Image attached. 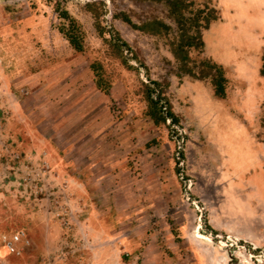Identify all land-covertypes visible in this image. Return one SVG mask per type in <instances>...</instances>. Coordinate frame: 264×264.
<instances>
[{
    "label": "rangeland",
    "instance_id": "obj_1",
    "mask_svg": "<svg viewBox=\"0 0 264 264\" xmlns=\"http://www.w3.org/2000/svg\"><path fill=\"white\" fill-rule=\"evenodd\" d=\"M188 1L216 12L189 56L222 67L223 99L209 81L178 74L163 2L0 0V264H264V0ZM93 4L149 79L168 85L185 135V190L168 129L142 118L145 70L126 71L109 50L101 60L113 87L93 83L89 60L107 50ZM63 10L83 34L82 55L59 32ZM122 15L172 33L143 34ZM123 97L121 118L113 109ZM21 232L29 245L9 253L4 239Z\"/></svg>",
    "mask_w": 264,
    "mask_h": 264
},
{
    "label": "trees",
    "instance_id": "obj_2",
    "mask_svg": "<svg viewBox=\"0 0 264 264\" xmlns=\"http://www.w3.org/2000/svg\"><path fill=\"white\" fill-rule=\"evenodd\" d=\"M163 2L168 9V14L174 20L177 28V36H172L169 45L171 47V53L174 57L178 74L180 76L187 75L188 77L199 80L209 81L213 88V95L219 99L226 97V85L228 83L225 77L222 67L214 62L208 60H202L197 66L190 64V50L202 49L204 43L201 39V31L207 30L211 22L217 20L216 12L213 9H193V2L188 0H154ZM88 12L96 21L97 31L103 38L105 48L103 53H94L89 60V69L93 75V83L99 93L109 94L115 81L111 79L110 64L105 65L101 59H105L109 50L113 51L114 58L118 59L120 65L126 71H132L136 74L140 73V69L145 70L147 83L143 82L138 76L137 79L141 82L142 103L144 109L141 110L142 118L152 121L156 128L162 126L168 129V138L174 142V150L172 154L173 166L172 171L176 176V179L180 183V186L185 190L188 177L185 174L184 165V141L185 135L179 133L182 129L181 119L173 111L168 98L165 95L167 84L158 81L150 80V71L145 66L144 59L140 58L138 51H133L132 48L125 43L120 35L113 30L110 26L103 27L100 23L101 17L107 14L105 6L102 5H89L87 6ZM61 17L66 19L68 26H61L59 32L66 38L72 51L75 54H84L86 52L83 43V34L80 32V27L74 20H71L63 10ZM123 16V15H122ZM123 21L131 25L134 30H138L143 34L150 36L158 35H170L172 28L162 21L154 20L147 23H141L135 25L131 22L127 15L123 16ZM109 34V38L105 37V34ZM136 63V67L132 62ZM261 75L264 76V67L261 70ZM134 97L135 95L132 94ZM127 97V96H126ZM126 97L120 98L115 102L113 112L119 111L120 117L127 116L126 113ZM118 103V104H117ZM117 105V107H116ZM125 109V110H124ZM264 125V124H263ZM156 140H151L146 144L147 148L156 146ZM205 222V221H204ZM204 225L208 228L206 222ZM176 233V232H174Z\"/></svg>",
    "mask_w": 264,
    "mask_h": 264
},
{
    "label": "built area",
    "instance_id": "obj_3",
    "mask_svg": "<svg viewBox=\"0 0 264 264\" xmlns=\"http://www.w3.org/2000/svg\"><path fill=\"white\" fill-rule=\"evenodd\" d=\"M22 244L23 247L19 248L18 245ZM29 242L24 233H16L9 239H4V246L6 250L15 255H20L24 247L28 246Z\"/></svg>",
    "mask_w": 264,
    "mask_h": 264
},
{
    "label": "clouds",
    "instance_id": "obj_4",
    "mask_svg": "<svg viewBox=\"0 0 264 264\" xmlns=\"http://www.w3.org/2000/svg\"><path fill=\"white\" fill-rule=\"evenodd\" d=\"M185 76H187V75H185ZM188 77V76H187ZM190 78V77H189ZM198 81V80H197Z\"/></svg>",
    "mask_w": 264,
    "mask_h": 264
}]
</instances>
